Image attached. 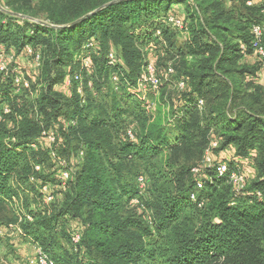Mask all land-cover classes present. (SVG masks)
Here are the masks:
<instances>
[{"label": "trees", "instance_id": "obj_1", "mask_svg": "<svg viewBox=\"0 0 264 264\" xmlns=\"http://www.w3.org/2000/svg\"><path fill=\"white\" fill-rule=\"evenodd\" d=\"M239 1L240 10L225 0H43L48 23H37L26 12L28 0H0V51L29 46L42 61L32 79L40 87L35 96L27 88L17 91L12 68L0 73V204L39 198L33 221L25 217L21 226L56 264L51 254L60 249L62 264H264V86L256 80L259 63H242L253 54L250 30L264 23V3ZM174 4L184 6L185 31L164 23ZM182 32L187 39L179 43ZM92 38V92L86 79L83 95L55 91L68 68L74 75L75 59ZM149 45L160 54L154 65L161 84L143 95L131 88L144 72ZM111 48L120 60L116 66L108 64ZM179 80L185 87L178 91L172 83ZM147 102L155 104L152 113ZM59 118L75 125L65 127ZM127 120L140 125L135 141L126 139ZM51 128L71 170L65 188L60 169L45 167L48 150L31 147ZM213 132L221 136V151L233 145L239 157L258 152L257 176L238 196L214 166L193 173ZM137 162L147 167L153 185L149 202L147 183L141 195L133 181ZM37 164L43 172L34 170ZM41 184H51L53 203L43 204ZM146 207L151 222L132 210ZM74 232L81 236L77 247ZM62 240L72 251L61 248Z\"/></svg>", "mask_w": 264, "mask_h": 264}, {"label": "built area", "instance_id": "obj_2", "mask_svg": "<svg viewBox=\"0 0 264 264\" xmlns=\"http://www.w3.org/2000/svg\"><path fill=\"white\" fill-rule=\"evenodd\" d=\"M245 3L248 7H256L261 6L264 3V0H245ZM264 14V9L262 11ZM164 23L170 25L174 29L177 30H184L185 31V24L184 21L180 18H178L175 14H168L166 18H164ZM250 33L253 37L252 40V48H253V54L252 56L256 60V62L260 65V71L264 73V23H255ZM158 36L160 35V31H157ZM96 40L90 39L88 43L83 47L84 48V54L81 57V72H86L87 74H90L93 68V62L91 59V53L96 48ZM27 53H32L34 55V50L30 47H26ZM12 53V52H10ZM8 54L7 52L0 53V73L8 74L10 72L8 63L11 61H16L17 57H15L12 54ZM36 55V54H35ZM5 58V60H4ZM40 56L37 55L34 57V62L39 65ZM120 60L117 58L116 53L110 52L108 55V64L109 66H116ZM12 73L16 74L14 70H12ZM169 73H173V70L170 69ZM74 80L77 82L78 87L82 86L83 84L80 83L81 76L79 74L74 75ZM73 80V81H74ZM119 80L118 74H114L112 76V82L116 86ZM69 82L67 79L63 84L58 85L57 88L61 89V87L66 88V85ZM161 84V80L157 75L155 65L152 61H146V65L144 68V72L142 76L139 78L136 86L135 92L140 94H147L149 92H157L159 90V86ZM15 85L17 86V91H20L21 88L29 87V85L25 82L24 84L20 82L19 79L15 80ZM180 88L183 89L185 87L184 83H180ZM83 87V86H82ZM117 88V87H116ZM79 93H81V89L78 90ZM204 105V102L202 100H199L198 107L201 109ZM146 111L149 113H152V111L155 109V104L151 102L146 103ZM5 113L8 114L9 110L6 109ZM60 123H62L65 127L69 125H75V121L66 122L62 118L58 119ZM126 139L129 141H135L136 140V134L135 129L132 126H129L126 129ZM215 143L211 144L210 147L206 150V154L204 157V160L201 164V166H198L193 169V173L195 175H199L202 170L206 167L214 166L216 169V173L220 177H226L228 184L232 187L234 195L238 196L249 186V175H247L245 172H242L240 170H231L228 161L225 159H217L213 152L215 149L218 148L219 143L218 141H214ZM62 141L60 140L58 136V132L56 131V128H51L49 130H45L42 132L40 138L31 144V147L33 149L38 148H44L48 150L49 158L51 161L55 164L56 168L58 167L60 169V178L62 181V188H65L67 186V183L69 182L71 178V170L69 169V162L66 158H62L58 154L59 145H61ZM82 155V154H81ZM34 170L38 173L43 172V167L40 164L35 165ZM31 182L37 184V179L35 175L31 178ZM147 180L144 176H140L138 178V185L140 189V194H145V187H146ZM198 189L203 188V183L199 180ZM39 191L43 195L42 202L44 205H49L53 203L56 199V195L54 194V191L52 189L51 184H41L39 186ZM257 198H262L263 195L261 192H256ZM191 199L193 201H196V195L193 194L191 196ZM132 205L139 206L140 202L137 199L132 200ZM27 221L32 222L33 216L30 214L26 217ZM81 236L79 233L74 232L71 236V244L74 247H77L80 244ZM35 257H31L27 260L26 264H56V262L46 253L43 251L40 247H35Z\"/></svg>", "mask_w": 264, "mask_h": 264}, {"label": "rangeland", "instance_id": "obj_3", "mask_svg": "<svg viewBox=\"0 0 264 264\" xmlns=\"http://www.w3.org/2000/svg\"><path fill=\"white\" fill-rule=\"evenodd\" d=\"M24 1H26V0H24ZM19 3H22V2H19ZM28 4L30 5V10L29 11L26 10V12L31 15L30 17H32V18H29L31 21L37 22V23H48L47 19L45 18V16L47 14L44 13L43 9H42V11L40 10L41 7H43V0H31V1L28 0ZM232 4L234 6H236V8H238L239 10L242 9V5H241L239 0L232 2ZM22 18H25V16H22ZM154 35L158 36L157 32ZM87 43L88 42H86L84 44L86 45ZM27 47H29V46H27ZM111 50H112V48H111ZM82 51L83 52L79 56H77V58L75 59L79 63L76 62L78 67H77V69H75L76 71L74 72V75L79 74L81 76V81H80L81 84L85 83V81L88 80L87 88L89 91H91V89H94L91 73H90V75L89 74L87 75V74H85V72L82 73L80 70L81 66H82L81 57L84 54V48ZM2 52H7L8 54L10 52H12L10 54L17 57L16 61H11L8 63L9 69L11 67L15 72H17L15 74L16 76L14 79L15 80L19 79L20 82H22L23 84L25 82L28 85L32 84L34 87H36L35 91L33 89H31V85L29 87H25V86H22V87L29 89V91H31L34 94V96L36 94H39L40 87L32 79L35 78V75L39 72V69H41L40 67H42L41 66L42 61H41L40 54L36 51H34V55H32V53L31 54L27 53L26 47L23 50H21L20 52L14 50L13 48H11L10 51L3 49L0 51V53H2ZM113 52L115 53V51H113ZM90 53L93 54V52H90ZM37 55L40 56L39 65H37L34 62V57H36ZM154 57H155V61L157 62L158 58H160V54L155 52ZM0 59H2V58L0 57ZM91 59L93 62V70L92 71H93V73H95L94 71L96 68H95V64L93 61V56H91ZM4 60H5V58H4ZM67 72L69 73V74H67V80L69 82H67L68 84L66 85V88H63V87H61V89L57 88L58 85L63 84V83H59L54 87V90L55 91L62 90L63 92L67 91L66 93H69V90H70V93H72L73 90L78 91L81 89L82 92L80 94L83 95L84 94L83 87L82 86H80L78 88L76 87V86H78V84L74 80L73 73H70V68L67 69ZM92 76H93V74H92ZM136 86H135V88H131L132 92L134 90H136ZM36 90H37V92H36ZM88 90L86 92V95L92 94ZM126 125L128 127L132 126L137 131H139L140 125L138 124V122L136 120H131V121L127 120ZM220 138H221V136L219 134H217L216 132H213L211 134V140H213V141L210 142V145L215 143L214 141H218ZM210 145H209V147H210ZM219 147H220V145L218 146V148ZM218 148L216 150H214L213 155L217 159H225V157L221 156V154H220L221 149H218ZM205 154H206V151L203 154L201 160L198 162V165L202 164L204 157H205ZM248 154H256V153H248ZM72 156H74V154H72ZM69 157H71V154ZM73 159L77 160L76 155L73 157ZM225 160L228 161V164H229V162H230V164L232 163V165H234V166L237 164L238 169H240V171H242V172H245L247 175L248 174L251 175L253 170L255 169L254 167L250 166L248 163L245 165H240L239 163H236V161L232 162V161H229L227 159H225ZM162 161H164V160H162ZM78 162H80V160H78ZM52 165H53V162L49 159H46V162H45L46 169H52ZM131 169H132L133 176H135L134 177L135 179H133L134 183L137 184V180L140 176L146 177L147 194L145 195L146 196L145 202H149L151 197H152L151 191L153 189V185H152L151 179L149 177V174L146 170L147 167L144 164H141V162H137L136 164L132 165ZM40 205H43V204H40ZM31 209L34 211L40 209L38 197L30 196L28 198L27 203H24L23 201H21L19 203L15 202L14 204H10V203L0 204V264H26V262L29 258L35 257V250L34 249L37 245H35L33 243L32 239L24 233L22 226H21L22 222L25 221V217H27L31 213ZM132 210L136 211L140 215V217H144L146 221H148V222L152 221V216H153L152 211L150 209H147V207L145 209L134 208ZM60 244H61V246H62L61 248L63 250L72 251V246L69 245L66 241L62 240L60 242ZM37 247H39V246H37ZM62 255L63 254H62L61 249L51 254V256L54 257L55 259H57L60 262V264H62V262H64Z\"/></svg>", "mask_w": 264, "mask_h": 264}, {"label": "crops", "instance_id": "obj_4", "mask_svg": "<svg viewBox=\"0 0 264 264\" xmlns=\"http://www.w3.org/2000/svg\"><path fill=\"white\" fill-rule=\"evenodd\" d=\"M225 4L228 8H232L233 4L231 0H225ZM175 14L178 18L182 19L183 21L186 20L187 18V14L184 10V6L181 4H174L171 6L170 10L168 11V14ZM187 39V33L186 32H182L180 33V42H185ZM115 51V48H112L111 52ZM155 52H156V48L152 45H149L146 49H145V60L146 61H152L153 63L156 62L155 61ZM242 63H248L250 65H254L256 63V60L254 59L253 56L247 55L243 58ZM164 74V79L166 81H170L171 77L169 74H166V71L163 72ZM257 82L259 84H261L262 86H264V73L262 71H259L258 76H257ZM180 83H182V81H178L177 83L174 82L172 84H174V87L179 91L180 88ZM63 92L62 90H58ZM67 92V91H66ZM64 92V93H66ZM144 98L146 96H143ZM250 153H256V154H248V156L246 157H239L237 155V151L236 148L233 145L228 146L227 148H225L224 150H222L220 152L221 156L225 157V159L229 160V161H236V163H239L240 165H245V164H249L250 166L254 167L255 169L253 170L252 174H248L250 178H255L257 176V170L255 167V161L256 158L258 156V152L253 150V151H249Z\"/></svg>", "mask_w": 264, "mask_h": 264}, {"label": "water", "instance_id": "obj_5", "mask_svg": "<svg viewBox=\"0 0 264 264\" xmlns=\"http://www.w3.org/2000/svg\"><path fill=\"white\" fill-rule=\"evenodd\" d=\"M105 7H107V6H104L103 8H100L99 10H97L96 12H99V11H101L102 9H104ZM1 8V7H0ZM1 10H3L4 11V9H2L1 8ZM96 12H94V13H96ZM93 13V14H94ZM93 14H90L89 16H91V15H93ZM86 18V17H85ZM85 18H83V19H80V20H78V21H76V22H74L73 24H71L70 26H75V25H77L78 23H80L82 20H84ZM60 28V27H59ZM61 28H64V27H61Z\"/></svg>", "mask_w": 264, "mask_h": 264}]
</instances>
